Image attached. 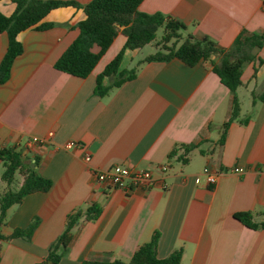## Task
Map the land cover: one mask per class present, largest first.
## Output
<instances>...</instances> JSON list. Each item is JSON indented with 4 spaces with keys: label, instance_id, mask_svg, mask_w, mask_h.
<instances>
[{
    "label": "crops",
    "instance_id": "1",
    "mask_svg": "<svg viewBox=\"0 0 264 264\" xmlns=\"http://www.w3.org/2000/svg\"><path fill=\"white\" fill-rule=\"evenodd\" d=\"M53 1H74L79 7L53 9L36 25L49 28L20 32L23 52L0 83V151L15 150L26 165L36 162V172L52 182L47 192L27 195L7 210L1 236L32 223L35 228L29 236L0 242V264L44 262L76 212L81 216L71 243L58 251V264L127 262L156 231L161 259L180 249L181 264H264V229H251L234 217L250 213L255 223L264 217V45L242 68L239 116L221 144L233 96L210 61L195 66L178 59L143 62L153 54L137 59L140 49H127L119 70L134 69L135 78L99 96L97 76L126 37L117 34L86 78L59 71L54 65L78 37L86 18L83 7L92 0ZM15 8L11 0H0L4 16ZM138 11L183 23L179 44L191 34L229 49L243 32L264 34V0H143ZM7 47V34L0 32V62ZM113 80L106 77L102 84L109 87ZM34 137L48 139L35 144ZM68 141L80 147L56 148ZM190 144L197 146L183 161L180 145ZM113 165L148 170L154 182L128 193L105 189L93 172ZM205 167L221 171L214 185L196 182ZM236 167L246 173L228 172ZM3 173L0 160V196L6 189ZM91 207L99 216L86 221Z\"/></svg>",
    "mask_w": 264,
    "mask_h": 264
},
{
    "label": "trees",
    "instance_id": "2",
    "mask_svg": "<svg viewBox=\"0 0 264 264\" xmlns=\"http://www.w3.org/2000/svg\"><path fill=\"white\" fill-rule=\"evenodd\" d=\"M16 8L10 17L0 13V32H5L8 37V47L0 62V83L9 78L11 66L14 60L23 52L22 45L17 41V35L29 28L36 27L39 30L47 29L49 24L36 26L51 10L79 5L74 1H43V0H11ZM143 0H92L83 7L86 18L79 24V35L57 60L55 69L69 75L86 78L95 68L100 58L111 46L117 34L121 32L126 37L124 47L105 66L97 76L95 92L103 96L112 87H119L123 83L135 78V70L121 71L120 66L125 50H137L155 41L156 33L162 29V37L156 43L157 52L144 59L143 62H168L178 59L188 66H195L199 62L210 61L212 71L219 77L220 82L233 96L229 119L223 124V134L219 143H223L224 135L231 122L239 116L240 106L236 95L241 86V73L245 64L254 59V50L264 45V34L246 35L241 33L229 49H222L208 38L197 39L188 34L179 44L181 33L186 26L163 15L145 14L138 11ZM173 41V43H171ZM171 43V44H170ZM94 45L99 47V52H92ZM213 58V59H212ZM218 58L219 61L215 62ZM113 78L109 87L102 84L104 78ZM264 100V94L262 96ZM197 145H180L184 149L182 160L187 161V155ZM176 155L173 151L172 158ZM0 160L4 166L2 180L6 184L4 193L0 196V228L5 222L7 210L21 203L27 195L36 192H47L52 182L43 178L33 165H26L21 155L13 149L0 151ZM15 184V186H13ZM99 209L91 207L85 212V220H95L99 216ZM81 216L76 212L68 217L67 227L57 242L49 249L46 260L39 264H58L61 254L72 241L71 230ZM234 217L243 225L251 229H264V217L259 223L253 222L250 213H237ZM35 228L32 223L25 230H15L10 236L0 235V242L29 236ZM159 233H153L149 242L138 247L129 261H83L82 264H181L182 251L175 250L166 258H158L157 245Z\"/></svg>",
    "mask_w": 264,
    "mask_h": 264
},
{
    "label": "built area",
    "instance_id": "3",
    "mask_svg": "<svg viewBox=\"0 0 264 264\" xmlns=\"http://www.w3.org/2000/svg\"><path fill=\"white\" fill-rule=\"evenodd\" d=\"M50 136H52V133L48 134V138ZM47 139L34 137L31 139V142L35 144H42L44 142H47ZM77 147H80L79 143L68 141L66 143H63L62 145L57 146L56 148L70 151ZM83 159L86 163H89V161L91 160V155L89 153H86ZM161 170H166V167L162 166ZM260 171L264 172V165L261 167ZM228 172L242 175L246 173V169L236 167L228 170ZM93 173L97 182L105 189H117L125 193L131 192L138 188H148L154 182L150 171L142 169H131L127 166L122 165H113L104 170H94ZM219 174H221V171L218 173H213L209 167H205L200 174L196 175L195 180L198 183L201 182V180H204L206 184L214 185Z\"/></svg>",
    "mask_w": 264,
    "mask_h": 264
},
{
    "label": "rangeland",
    "instance_id": "4",
    "mask_svg": "<svg viewBox=\"0 0 264 264\" xmlns=\"http://www.w3.org/2000/svg\"><path fill=\"white\" fill-rule=\"evenodd\" d=\"M162 34H163L162 29H159L156 33L155 41H153L151 44H148L144 46L142 49H140L137 55V59H142L149 54H154L155 52H157L158 48L156 46V43L160 41ZM171 43H173V41H171ZM241 102L244 103L242 96H241ZM13 186H15V184H13Z\"/></svg>",
    "mask_w": 264,
    "mask_h": 264
}]
</instances>
